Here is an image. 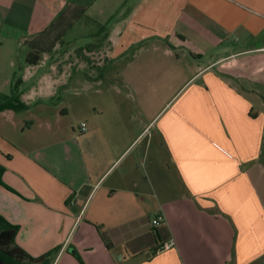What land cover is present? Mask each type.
<instances>
[{
  "label": "crops",
  "instance_id": "obj_1",
  "mask_svg": "<svg viewBox=\"0 0 264 264\" xmlns=\"http://www.w3.org/2000/svg\"><path fill=\"white\" fill-rule=\"evenodd\" d=\"M11 88L0 214L34 262L264 264V0H0Z\"/></svg>",
  "mask_w": 264,
  "mask_h": 264
},
{
  "label": "trees",
  "instance_id": "obj_2",
  "mask_svg": "<svg viewBox=\"0 0 264 264\" xmlns=\"http://www.w3.org/2000/svg\"><path fill=\"white\" fill-rule=\"evenodd\" d=\"M38 57V52L36 50H30L26 54V61L34 63ZM2 101L3 102L0 104V108L12 107L13 109H21L24 107V104L16 98V95L14 94V88H11V94L4 95ZM1 170L2 167L0 165V173ZM16 229V224L10 223L0 214V264H22L24 260L34 262L41 259V255L32 257L20 246L14 243L13 236ZM71 252L78 260L79 264H84L81 260V257L75 250H72Z\"/></svg>",
  "mask_w": 264,
  "mask_h": 264
},
{
  "label": "rangeland",
  "instance_id": "obj_3",
  "mask_svg": "<svg viewBox=\"0 0 264 264\" xmlns=\"http://www.w3.org/2000/svg\"><path fill=\"white\" fill-rule=\"evenodd\" d=\"M100 86H106V85L100 84ZM140 89L147 92L146 94L153 93L154 91L159 92L160 101L154 100L153 102L157 104L158 102H161L162 100L164 101L168 98L170 100L166 104V106H167L170 104V102H172L175 99V97H176V100H180L184 95H186L187 90H188V86H187V82L182 84L181 81H177V82L163 81V82L158 83V84L157 83L154 84L153 82H147V81L144 82L143 81L140 85ZM82 92L85 93L86 89H82ZM52 101L55 102L56 98H53ZM173 104L174 103H172L171 106ZM81 116L82 115H80L79 113L76 114L77 118H80ZM22 264H41V263L40 262L36 263V262L24 260L22 262Z\"/></svg>",
  "mask_w": 264,
  "mask_h": 264
},
{
  "label": "built area",
  "instance_id": "obj_4",
  "mask_svg": "<svg viewBox=\"0 0 264 264\" xmlns=\"http://www.w3.org/2000/svg\"><path fill=\"white\" fill-rule=\"evenodd\" d=\"M85 128V122L84 121H80L78 123V129L79 130H83ZM162 220V216L161 214H157L155 215L152 219H151V224L153 226L157 225L160 221ZM172 239L171 238H168L167 240L163 241L160 246L158 248H165V247H168L172 244Z\"/></svg>",
  "mask_w": 264,
  "mask_h": 264
}]
</instances>
